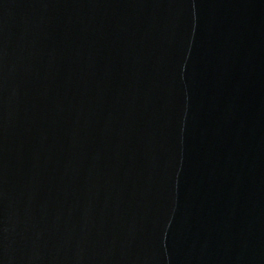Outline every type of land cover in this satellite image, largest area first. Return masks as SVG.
Wrapping results in <instances>:
<instances>
[{"label":"water","instance_id":"water-1","mask_svg":"<svg viewBox=\"0 0 264 264\" xmlns=\"http://www.w3.org/2000/svg\"><path fill=\"white\" fill-rule=\"evenodd\" d=\"M0 264H264V0H0Z\"/></svg>","mask_w":264,"mask_h":264}]
</instances>
